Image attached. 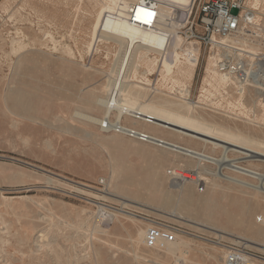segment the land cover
Masks as SVG:
<instances>
[{"label":"rangeland","instance_id":"rangeland-1","mask_svg":"<svg viewBox=\"0 0 264 264\" xmlns=\"http://www.w3.org/2000/svg\"><path fill=\"white\" fill-rule=\"evenodd\" d=\"M260 2L264 11V0ZM106 4V0H0V264H227L232 252L243 257L240 264H264V242L242 228L222 224L227 215H238L235 199L245 210L257 201L264 205V183L213 160L200 162L169 146L76 116L80 112L102 119L105 108L97 99H103L264 150V91L248 88L239 95L213 71L208 54L192 79L180 73L188 63L178 60L168 74L157 55L147 57L153 61L151 73L145 74L142 62L140 78L125 84L142 95L124 96L115 80L120 45L97 40L101 29L97 18ZM22 56L34 58L36 63L28 65L39 72L27 80L41 97L33 105L32 119L11 113L4 97L14 87L10 82ZM200 91L205 94L194 105ZM117 115L112 111L111 123L117 122ZM119 126L148 134H157L150 129L158 128L173 134L164 137L183 147L216 160L223 156L221 148L144 119L124 116ZM243 157L229 153L238 166L264 174V163ZM153 173L159 174L158 183L167 192L178 197L168 209L138 186L126 185L127 194L113 188L118 175L143 180ZM228 177L247 184L239 187ZM217 188L225 194L219 201L225 207L221 224L185 213L189 196L214 193L216 198ZM136 192L140 198L133 196ZM156 223L176 233V242L164 250L145 247L146 229ZM252 225L264 229L263 206L253 212Z\"/></svg>","mask_w":264,"mask_h":264},{"label":"bare ground","instance_id":"bare-ground-1","mask_svg":"<svg viewBox=\"0 0 264 264\" xmlns=\"http://www.w3.org/2000/svg\"><path fill=\"white\" fill-rule=\"evenodd\" d=\"M106 1H107L106 6H103L102 9L99 10L100 12L97 18V28L101 27V29H99L97 32L98 33L97 40L99 38L102 41L112 40L120 45L121 56H120L118 68L116 70L117 77L115 80L116 82L119 81V84H121L122 92L124 93L123 94L124 96H129V95L141 96L142 95L141 93L134 94L132 92V90L134 89L131 90L130 88H128L129 86H126L125 84L130 79L134 80V79L140 78L141 75L139 76V71L142 68V65H141L142 62H144V66H145L144 68L147 69V72H145V74L151 73L153 71V61L152 59L149 60L147 57L157 56V54L159 53V49H161L166 42L165 38L161 35H158L156 32L146 31L138 27H135L131 25L130 23H128V21H126L125 19L113 20L110 17H106V13L114 11L115 9L116 11L122 10L127 3V1L125 0L123 1L106 0ZM159 1L163 4V6L171 5L173 3L177 4L178 6L179 5L185 6L188 3V0H171V1L159 0ZM258 2H260V0L255 1V3H258ZM106 23H107V29H103L104 24L106 26ZM29 61L30 62L33 61L34 63H36L34 58L29 59L27 56L21 57V59L19 60L16 66L13 78L11 79V82H10V84L14 85V87H10L6 91V94L4 96L6 99L7 107L10 110V112L16 113V115L18 116H23L25 117V119L33 118V115H32L34 112L33 105L36 101H38L41 98L39 96L38 89L28 85L27 83V80L32 81L33 78H35L39 73L37 68L31 67L28 65ZM177 61H178V57L175 58V60L171 59L169 61L163 62L162 66L164 67L165 72H167L168 74L172 73L174 69L176 68ZM208 66L207 68L209 69ZM180 73L182 75H185L188 79H192L195 73V64L188 63L185 69H180ZM21 78L24 79V81ZM221 80L226 82V79L222 76H221ZM114 82L115 81H112V83ZM90 98L91 97L88 96L86 99L89 101ZM156 101L159 103L163 102V100H156ZM97 102L105 108V116L102 119H98V118H95V117H92V116H89V115H86L80 112H77L76 116L82 120L97 124L103 128H112L116 130L119 128L120 130H123L124 133L129 134V135L132 133V131L128 129H124L119 126L121 120L124 119V116H128V117L135 118V119H140V120H142L143 118L142 116L150 117L153 119L154 122H148L146 120L144 121L147 123L156 125L157 127L177 131L183 135H186V137L187 136L191 137L192 139L203 142L205 144H210V145H213L214 147L221 148L223 151V156L220 159L216 160V159L208 157L203 152H199L195 149H189V148L183 147L173 141H170L168 138H165V137L170 138L172 137L173 134L169 135V133L162 132L158 128L150 129V131H153L157 134H152V133L148 134L146 133V131H144L143 133L134 131L136 135L138 136H141L142 134L146 135L148 137V141L157 143L158 145L169 146L172 149H174V151L185 153L187 157L197 159L200 162L205 161V159H208V161L209 159L210 161L213 160L214 162L218 163V165L220 164L222 167L225 166L227 168L229 167L230 170L233 169L234 172L237 174L244 175L247 177H252L254 179H258L262 183H264V174L242 168L240 167V165L239 166L237 165L236 161L229 159V153L233 152V153H237V154L244 156L241 159H251V160H255L256 162L264 163V150L262 149L259 150L252 146H245L243 144L233 142L232 140L227 139V138L215 137L206 132L198 131L191 127H186L182 124H178L172 120L160 117L156 114L148 113L141 109L127 107L126 105L112 103L111 101H106L103 99H97ZM164 102L168 104L170 102L174 107L176 108L179 107V105H177L178 103L176 102H171L167 100L166 101L164 100ZM112 111H116L118 114L117 122L115 123L110 122V116H111ZM137 115H141V117H137ZM238 164H240V162ZM198 166H200L199 163H197V167ZM220 169L221 167H219V170ZM216 175H219V174L217 173ZM225 177L224 179H227ZM187 178L190 179L189 176H187ZM113 180H114L113 188L116 192L127 194L128 192L126 189V185L138 186L143 191L153 193L155 197H153V199L151 200L156 202L157 204H160L162 208H167V209L170 208L171 206L174 205V202L178 198L176 197L175 199L174 198L175 196L167 192L163 188V185L162 184L160 185L158 183V181H160V178H159V174L157 173H153L151 177L145 178L143 180H139L138 178L129 177V176L122 178L121 175L114 177ZM228 180L236 183L239 187H242L247 184V183H243L241 180H239L236 177L230 178V179L228 177ZM120 181H122L123 184ZM252 186L253 185H251V187ZM260 187L261 189L263 188L261 185ZM253 188H255V186H253ZM217 189H219V191L221 190L220 188H217ZM261 191H264V190L262 189ZM186 193L188 194V192ZM217 193H218V196L216 198H214V195H215L214 193L211 195H199V197H193V198H189L190 197L189 196L186 199V202H185L186 204L183 208L185 213H187L190 217L194 218L195 220H200V221L203 220L210 224H218V223L221 224L222 221L220 220V216L223 215L221 214L222 211L225 212V207L221 205L219 201L222 197L225 196V194L224 192H221V191L218 192V190H217ZM184 195L186 196V194ZM133 196L136 198L141 197L139 192L134 193ZM182 197L184 196L182 195ZM233 204L238 208V215L231 216V215L225 214L227 215L225 218L226 220L223 221L222 224H224V226H227V227L242 228L244 231L249 233L252 236V238H254L255 240L264 242V229H261L255 225H252L253 212L260 209L262 206L264 208V205H261L257 201L255 203H251L252 205L249 207V210H245V207L244 205L242 206V204L240 203V200L235 199ZM244 261L245 260L243 259V262Z\"/></svg>","mask_w":264,"mask_h":264},{"label":"built area","instance_id":"built-area-1","mask_svg":"<svg viewBox=\"0 0 264 264\" xmlns=\"http://www.w3.org/2000/svg\"><path fill=\"white\" fill-rule=\"evenodd\" d=\"M125 1L122 10L108 12L106 17L125 19L135 27L163 36L166 42L157 54L163 61L178 57L195 64L197 69L203 55L208 54L213 71L224 77L239 95L248 88L264 91L263 2L250 0L253 4L249 6L247 0H188L185 6H163L159 0ZM201 94L205 92L200 91L199 99L192 100L194 105L200 104ZM134 134L132 131L131 137L138 136ZM139 139L148 141L143 134ZM175 242L176 233L171 227L156 223L146 229L147 249L164 250ZM241 262L243 257L238 253L232 252L227 259V264Z\"/></svg>","mask_w":264,"mask_h":264},{"label":"water","instance_id":"water-1","mask_svg":"<svg viewBox=\"0 0 264 264\" xmlns=\"http://www.w3.org/2000/svg\"><path fill=\"white\" fill-rule=\"evenodd\" d=\"M233 12H234L235 14H237L238 11H237V10H234Z\"/></svg>","mask_w":264,"mask_h":264}]
</instances>
